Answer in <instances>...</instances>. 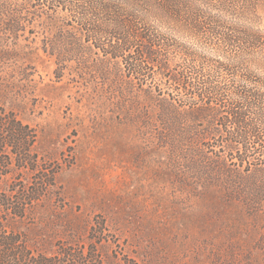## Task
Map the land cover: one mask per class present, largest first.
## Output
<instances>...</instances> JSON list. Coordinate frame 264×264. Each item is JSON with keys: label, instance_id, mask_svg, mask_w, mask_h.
Masks as SVG:
<instances>
[{"label": "rangeland", "instance_id": "1", "mask_svg": "<svg viewBox=\"0 0 264 264\" xmlns=\"http://www.w3.org/2000/svg\"><path fill=\"white\" fill-rule=\"evenodd\" d=\"M4 1L0 119L13 115L34 139L27 164L0 153L3 223L40 254L89 264H264L263 175L230 182L203 160L211 153L180 144L154 66L133 80L80 19ZM253 19L264 30V8ZM26 189L37 200L21 217L4 213L3 199Z\"/></svg>", "mask_w": 264, "mask_h": 264}, {"label": "trees", "instance_id": "2", "mask_svg": "<svg viewBox=\"0 0 264 264\" xmlns=\"http://www.w3.org/2000/svg\"><path fill=\"white\" fill-rule=\"evenodd\" d=\"M28 1L37 14L47 7L45 14L52 19L53 11H60L84 22L89 40L107 60L119 61L131 79L143 82L147 65L154 66L169 83L160 88L168 97L163 100L170 113L168 126L180 144L200 145L211 153L203 160L220 175L230 182L256 181L251 177L257 172L264 177V30L253 19L264 0ZM33 139L32 131L13 115L0 119V153L5 150L27 164L24 156ZM231 164L249 175H231L225 171ZM262 192L254 187L250 195L261 199ZM36 200L32 189L17 191L3 199V212L21 217ZM3 221L0 264L92 262L70 250L40 254Z\"/></svg>", "mask_w": 264, "mask_h": 264}]
</instances>
